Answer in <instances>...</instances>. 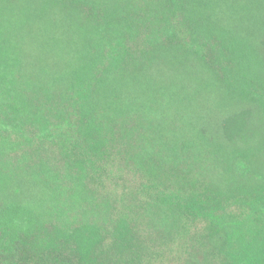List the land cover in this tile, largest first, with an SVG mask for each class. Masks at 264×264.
<instances>
[{
  "label": "trees",
  "instance_id": "16d2710c",
  "mask_svg": "<svg viewBox=\"0 0 264 264\" xmlns=\"http://www.w3.org/2000/svg\"><path fill=\"white\" fill-rule=\"evenodd\" d=\"M209 4L0 0L3 264H12L20 250L28 256L51 253L53 258H43L51 264L142 260L146 247L139 223L130 217L143 207L136 203L140 192L132 191L129 203L124 199L128 215L119 212L114 192H104L108 178L116 188L130 173L146 177L138 188L158 190L152 201L145 199L146 212L163 208L173 228H181L187 213L207 217L208 238L228 264H264V193L258 186L264 184V164L255 167L254 161L241 159L239 179L255 183L242 189L252 193L244 200L251 210L246 214L232 208V200L247 194L223 195L210 187L208 205L199 210L204 200L180 180L173 166L177 158H168L171 162L155 151L139 157V119L152 109L157 80L168 82L178 66L185 67L186 78L187 63H207L200 51L217 32L214 15L202 20L207 7L215 6ZM193 13L200 17L194 20ZM254 117L246 109L227 122H240L242 133ZM162 184L173 189L162 193L157 189ZM182 191L188 192L187 203L179 199ZM108 235L112 241L106 246Z\"/></svg>",
  "mask_w": 264,
  "mask_h": 264
},
{
  "label": "rangeland",
  "instance_id": "374dc122",
  "mask_svg": "<svg viewBox=\"0 0 264 264\" xmlns=\"http://www.w3.org/2000/svg\"><path fill=\"white\" fill-rule=\"evenodd\" d=\"M199 1L188 0L187 7ZM209 1V5L215 6L212 10L207 7V15L202 20L214 15L217 32H212L215 36L209 35L208 46L200 51L207 63L197 65L196 60L187 63L186 78L182 74L185 67L178 66L173 67L174 75L168 82L157 80L155 102L151 110L141 114L138 132L140 160L147 151H155L157 156L171 162L175 160L168 158H177L179 164L176 161L173 166L175 170L178 168L180 180L189 186L188 192L204 200L199 202L205 203L202 207L197 204L199 210H205L208 205L205 195L209 187L217 190L214 193L225 195L244 193L243 187L250 189L255 185L253 181L239 179L241 159L254 161L255 167L264 164V83L261 82L264 78V0ZM197 17L200 15L194 14L193 19ZM246 109L255 112V122L250 128L244 126L241 133L240 122L227 120ZM226 132H232V140ZM125 177L116 188L108 178L104 192L116 194L119 212L126 215L129 212L122 210L125 200L129 203L132 191L140 192L136 203L143 207L130 217L139 223L136 229L141 245L146 248L141 254L142 260L136 258L134 264H228L225 254L208 238L211 227L207 217L187 213L181 219V228H173L174 223L164 215L163 208H153L151 213L145 211V199L149 197L152 201L158 190L138 188L144 181L148 182L143 173L141 177L132 173ZM258 186L264 193V184ZM157 189L163 193L173 188L165 189L162 184ZM188 192L179 193L183 203H187ZM244 194L247 195L240 196V200H232V208L247 214L251 210L244 200L252 193ZM118 209L113 217L119 214ZM130 221L133 220L129 218ZM111 241L108 235L106 246ZM13 257L12 264H51L43 258H53V254L28 256L20 250ZM0 264H3L1 255Z\"/></svg>",
  "mask_w": 264,
  "mask_h": 264
}]
</instances>
